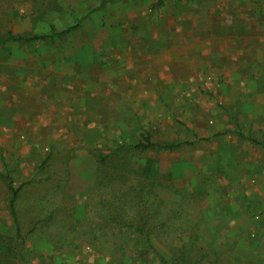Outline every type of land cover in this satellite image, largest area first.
Here are the masks:
<instances>
[{"label":"rangeland","instance_id":"374dc122","mask_svg":"<svg viewBox=\"0 0 264 264\" xmlns=\"http://www.w3.org/2000/svg\"><path fill=\"white\" fill-rule=\"evenodd\" d=\"M41 14L0 1L16 34L80 24L0 45V172L22 187L26 264L169 258L158 233L150 248L86 228L97 155L112 151L137 173L154 168L157 199L194 214L234 259H263L264 0H55ZM142 135L188 144L140 152ZM5 196L0 185V232L12 234Z\"/></svg>","mask_w":264,"mask_h":264},{"label":"trees","instance_id":"16d2710c","mask_svg":"<svg viewBox=\"0 0 264 264\" xmlns=\"http://www.w3.org/2000/svg\"><path fill=\"white\" fill-rule=\"evenodd\" d=\"M8 1L19 4L32 2L41 15L55 2V0ZM5 14L2 16L6 17ZM79 26L80 24L68 26L60 32L52 29L48 33L35 35L16 34L12 27L4 25L0 20V45L8 42L52 41L70 34ZM187 144H161L153 142L149 135H142L141 142L133 148L140 152L149 150L161 152L173 151ZM117 153L99 152L97 155L100 171L97 185L90 194L95 217L86 222L89 225L86 228H90L89 233L94 240L101 242L103 238H109L110 232L118 231L120 235H136L139 241L152 248V238L158 233L166 239V249L169 253V258L161 255L162 264H264V258L234 259L223 246L216 245L213 234L205 236L198 223L200 220L194 219V214L179 210L177 206H173L175 203L166 205L157 199V194L152 189V184L158 180L154 168L147 174L137 173L129 161L117 162L119 159ZM130 178H134V181L128 183ZM13 184L14 180L8 172H0V185L6 194L3 200L4 209L13 223L12 234L0 232V264H26V235L22 232L17 212L22 187L15 188ZM86 228L84 227V231Z\"/></svg>","mask_w":264,"mask_h":264}]
</instances>
